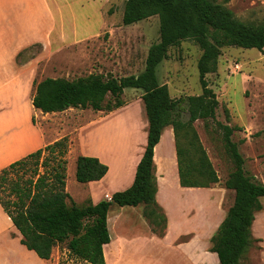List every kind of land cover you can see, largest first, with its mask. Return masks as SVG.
I'll return each mask as SVG.
<instances>
[{
    "label": "rangeland",
    "instance_id": "rangeland-1",
    "mask_svg": "<svg viewBox=\"0 0 264 264\" xmlns=\"http://www.w3.org/2000/svg\"><path fill=\"white\" fill-rule=\"evenodd\" d=\"M106 1L49 0L55 9L57 26L65 29L66 37L51 49L34 46L24 55L20 53L23 58H32L36 82L45 77L71 80L91 73L121 77L138 74L144 69L148 48L159 41L158 17L152 16L124 25L122 14L125 0ZM226 5L241 20L258 21L264 17V0H229ZM80 33L91 36L75 41L76 35ZM200 55L201 49L195 42L181 41L169 48L167 58L156 67L159 82L167 85L172 98L200 94L197 70ZM206 77L218 99L215 119L239 127L233 131L231 138L238 145L244 169L255 181L264 184V49L223 47L216 72ZM141 94L140 89L125 88L121 97L127 108L109 117L104 114L112 111H102L103 115L99 119V111L71 108L66 113H50L45 115V120L42 119L46 123L45 127L57 130V136L67 135L69 153L66 155V189L76 203L85 204L89 199L85 190L87 185L76 180L75 169L77 156L82 155L89 142L87 137L91 128L100 127L101 136L106 135L104 149L106 154L108 152L109 160L102 157L110 163L111 168L103 189L111 192L128 187L120 176L123 172L129 173L130 169L114 160L133 162L142 143L146 142L148 119ZM187 118V114L182 115L183 120ZM94 119L96 123L89 126V121ZM134 122L138 123L136 134H139L141 142L138 135L134 142V134L129 132ZM193 126L217 173L218 182L208 188L192 191L179 189L172 167L163 162L167 184L163 190L167 221L163 233L167 234L159 237L158 226L153 232L152 225L142 214L143 204L119 206L112 203L107 221L111 241L110 245L105 246L108 264H111L112 256L109 251L113 252L117 239L125 240L119 246L129 253L126 256L128 258L121 259L119 264H218L216 255L210 251V238L233 203L234 191L225 187L233 163L214 121L196 120ZM160 153L162 157L166 156V150L162 147ZM95 187L92 183L88 188L93 192ZM260 201L264 207V197ZM12 230L19 234L14 227ZM259 233L255 226L252 234ZM19 237L6 233V242L0 239V251L6 252L5 257L0 253V264H89L69 253L64 244L54 247L48 263H44L20 243ZM253 246L257 249L256 244ZM252 262L261 264L258 253L253 250L244 253L240 264Z\"/></svg>",
    "mask_w": 264,
    "mask_h": 264
},
{
    "label": "trees",
    "instance_id": "trees-1",
    "mask_svg": "<svg viewBox=\"0 0 264 264\" xmlns=\"http://www.w3.org/2000/svg\"><path fill=\"white\" fill-rule=\"evenodd\" d=\"M229 0H125L122 24L130 25L152 16L159 21V41L150 45L144 69L121 77L91 73L75 79L45 77L34 81L32 105L43 113L68 108L113 111L124 105L122 94L131 87L142 91L141 99L148 119L146 146L132 184L116 191L110 199L76 203L66 190L69 150L63 136L0 169V206L20 233V243L39 258L50 259L54 247L65 245L69 253L89 264H105L103 246L110 242L107 216L112 203L119 206L143 204V216L163 236L166 216L157 203L154 147L162 130L171 126L174 133L179 184L182 187L208 188L217 183V173L193 126L196 120H212L221 131L225 150L233 169L225 187L234 191L232 205L211 236L210 251L218 264H240L251 245V226L262 209L264 184L244 169L238 145L231 138L238 126L215 119L218 99L207 75L217 70L221 49L227 46L264 49V17L241 20L226 3ZM192 40L201 49L197 61L200 94L170 96L161 84L156 67L168 56L171 46ZM187 114V120L182 115ZM108 166L95 156L78 155L75 178L80 183L100 180Z\"/></svg>",
    "mask_w": 264,
    "mask_h": 264
},
{
    "label": "crops",
    "instance_id": "crops-1",
    "mask_svg": "<svg viewBox=\"0 0 264 264\" xmlns=\"http://www.w3.org/2000/svg\"><path fill=\"white\" fill-rule=\"evenodd\" d=\"M110 1L111 0H107L106 2ZM54 10L55 9H53L49 0H0V169L4 168L9 163L18 160L63 136H67L66 134L57 136V130H53L49 126L45 127L44 125L46 123H44L42 119L45 120V115H50V113H66L68 109L71 108L60 112L43 113L41 110L36 109L32 105V97L35 93L34 81L36 78V70L34 68V62L31 57L23 58L20 55V53L22 52L24 55L28 50H30L31 47L34 46H40V48L44 50L51 49L54 45L59 44L58 42L60 40L65 39V29L61 26H57L56 13ZM103 15L106 16V14H104V11ZM81 33L79 35H76L75 41H80L82 39H85L86 37L91 36ZM98 34L99 33H96L95 35ZM126 108L127 105H124L110 112L109 114L104 115L109 117L111 115H114L115 112H120L122 110L124 111ZM97 115L100 119L101 115H103V112L99 111ZM96 121L97 120L95 119L90 120L88 125L90 126L96 123ZM84 126L82 127L83 129ZM130 127L131 130H129V132H131L132 135L134 134L133 141L135 142V140H137L135 136L138 135L139 137V134H136L138 130V123H131ZM88 133L89 134L87 139L89 140V142L86 148L83 149L84 151L81 154L87 156H95L102 163L108 166L106 174L100 180L85 183L87 185L85 187V190H87L89 197L95 204L102 199L111 198V195L116 191L109 192L106 190V188L103 189L104 186H106L105 181L110 173L111 168L110 163L106 162L103 159V157H105L109 160V157L105 153L106 151L104 149L106 135H104L103 137L101 136L102 132L100 127H96L94 129L91 128ZM139 139L141 142L140 137ZM165 139L166 142H164ZM134 145H132L133 149ZM98 146L99 148H97ZM141 146L143 149H139L137 157L133 162H117L116 160H114L119 164H124L125 166L127 165V169H130L129 173L127 172L124 174L123 172L120 176V178H123V182H127L126 186L128 187L133 182L136 166L140 158L142 157L146 142L142 143ZM161 147L162 149L166 150V156L164 157H162V154L160 153ZM153 160L156 167L155 174L157 179V191L155 198L157 203L161 206L163 212L166 213L163 190H165L167 184L165 182L166 175L163 173L165 172L162 166L163 162H167V166L172 167V173H174L175 183L179 189L192 191L193 189L199 188L182 187L179 184L175 140L171 126H166L162 130L160 139L154 147ZM92 183L96 185L93 192L90 190V188H88ZM126 188H123L121 190H124ZM259 216H261V218H259ZM255 226H257L260 233L258 235L252 234L253 241L249 246L247 252H250L251 250L256 251L259 255L261 264H264L263 205L262 209H260L255 214V218L251 226V233ZM12 227H14V225L0 206L1 240L6 242V233H10L11 236H17L18 238V235H20V233L18 232L19 234H17L14 230H12ZM166 234H164L163 236H158L164 237ZM124 242V239H117L115 243L116 245H114L113 248V252L109 251L112 255L110 257L111 264H115V260H117L116 262L117 264H119L121 259L126 260V258H128L126 257L129 254L128 251H125L124 249L121 250V246H119L120 244L123 245ZM255 244L257 245V249L253 246ZM108 245H110V243L103 246V255L106 264L108 263L105 246ZM0 253H3V251H0ZM214 254L216 255V253ZM2 255L3 257H5L6 252ZM216 259L218 260L217 255ZM42 260L44 261V263H48L49 261V259ZM250 264H253V262Z\"/></svg>",
    "mask_w": 264,
    "mask_h": 264
},
{
    "label": "bare ground",
    "instance_id": "bare-ground-1",
    "mask_svg": "<svg viewBox=\"0 0 264 264\" xmlns=\"http://www.w3.org/2000/svg\"><path fill=\"white\" fill-rule=\"evenodd\" d=\"M123 127H124V126H123ZM123 127H122V128H123ZM125 129H126V128H125ZM113 130H114V129H113ZM121 130H123V129H120V131H121ZM124 131H125V130H124ZM116 132H117V130H116ZM127 132H128V131H127ZM108 133H109V132H108ZM111 133H112V132H111ZM120 133H121V132H120ZM123 133H124V135H125V132H123ZM123 133H122V134H123ZM116 135H117V133H116ZM135 135H136V134H135ZM129 137H132V136L130 135ZM110 138H112V137H110ZM125 138H126V136H125ZM136 138H137V136H136ZM132 139H133V138H132ZM129 140H130V139H129ZM124 141H125V140H124ZM126 141H127V140H126ZM110 142H111V141H110ZM131 142H132V141H131ZM128 144H129V143H128ZM132 144H133V143H132ZM124 145L126 146L127 144L124 143ZM125 146H124V147H125ZM128 146H129V145H128ZM108 148H110V147H108ZM108 148H107V149H108ZM111 149H112V148H111ZM124 149H127V148H124ZM138 149H139V148H138ZM124 151H125V150H124ZM138 152H139V150H138ZM112 153H113V149H112ZM112 153H111V155H112ZM107 154H108V152H107ZM115 156H117V155L115 154ZM115 156H114V157H115ZM124 156H126V155H124ZM115 158H116V157H115ZM121 159H122V158H121ZM117 162H118V159H117ZM118 164H119V163H118Z\"/></svg>",
    "mask_w": 264,
    "mask_h": 264
},
{
    "label": "built area",
    "instance_id": "built-area-1",
    "mask_svg": "<svg viewBox=\"0 0 264 264\" xmlns=\"http://www.w3.org/2000/svg\"><path fill=\"white\" fill-rule=\"evenodd\" d=\"M110 199V198H109Z\"/></svg>",
    "mask_w": 264,
    "mask_h": 264
}]
</instances>
